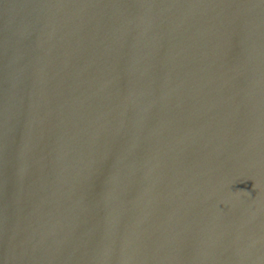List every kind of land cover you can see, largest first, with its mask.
Returning a JSON list of instances; mask_svg holds the SVG:
<instances>
[{"label":"water","instance_id":"obj_1","mask_svg":"<svg viewBox=\"0 0 264 264\" xmlns=\"http://www.w3.org/2000/svg\"><path fill=\"white\" fill-rule=\"evenodd\" d=\"M0 264H264V0H0Z\"/></svg>","mask_w":264,"mask_h":264}]
</instances>
